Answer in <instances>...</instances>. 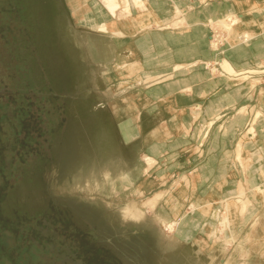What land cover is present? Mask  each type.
Returning <instances> with one entry per match:
<instances>
[{
	"label": "rangeland",
	"instance_id": "1",
	"mask_svg": "<svg viewBox=\"0 0 264 264\" xmlns=\"http://www.w3.org/2000/svg\"><path fill=\"white\" fill-rule=\"evenodd\" d=\"M173 1L153 0L155 6L160 7L165 16L171 14L169 10L174 7ZM93 3L94 0H0V264H190L191 262L197 264V256L203 249L205 251L204 255H201L202 263H206L209 262L207 253L215 248H217L218 261L235 259L238 262L248 250H251L255 252L253 257H256V264H264V202H261L264 193L259 191L256 192L257 204L253 201L246 214L238 213L233 219L229 218L227 233L230 234L231 239L234 237L236 240L226 241L225 245L228 249L226 252L222 253L223 250L220 249L225 242L220 239L227 237L223 233L226 228L220 225L221 217L225 212L227 214L226 201L241 197V191L238 192L239 187L244 194H248L247 196L254 193V189H250L248 183L245 187L241 182L243 178L246 180L250 177L247 174L230 176L234 180L225 189L218 184L221 176H212L215 177V184L209 185L207 189L203 185L196 193L194 190L196 183L202 182L198 179L199 176L191 179L189 175L184 174L173 176V171L178 167L187 168L191 165L188 164V153L185 158L176 159L169 156L162 161L163 168L172 171L164 175V192H153L151 179L148 185L144 182V188L142 183L136 184L134 188L136 191L121 187L115 191L108 184L98 189L92 181L84 182L82 187L73 183V179L83 170L89 176L98 170L93 167V162L102 163L100 171L103 167L113 168L116 164L128 170V167L133 166L135 162L134 157L126 156L124 151L119 150L117 156L109 152L107 144L102 143L101 139L97 141L96 135L91 131V124L98 123V119H93L92 115L96 113L80 112L82 108H89L87 104L91 105L89 99H92V74L87 61L92 62L95 72H100L97 63L94 62L97 57L98 60L109 58L110 45H114V42L111 43L107 37L95 34L99 32L97 29L100 28L99 26L92 31L83 24V18L89 16L90 6ZM175 6H177L175 14L184 17L180 6L176 4ZM51 13L55 17H51ZM43 14L46 24L40 22ZM228 17H225L226 20ZM211 24L212 38L208 43L213 57L219 61V66L216 62H209L207 68V65L197 62L202 65L199 69L206 68L214 77H223L232 81L233 85L256 86L259 82L256 68L249 69L246 73L236 71L241 75L238 78L227 74L221 68L220 63L223 59L231 64L224 56L235 48L232 47L234 40L229 35V31H225L226 28L221 21ZM155 27L158 28L156 25H152V28L150 26V31L146 32L137 28L132 29L134 40L140 43L139 47L135 46L136 42L132 44L137 51L133 55L130 50H125L126 48L120 45L122 40H115L118 54L113 56L111 65L120 66L122 57L119 51L122 50L128 53L127 63L142 65V70L132 77L125 75L121 70L116 73L119 79L116 80L113 89L119 92L121 87H128L125 94H120L110 102L120 112L129 110L127 103L129 97L140 92L142 87L183 81L191 71L178 72L179 64L173 65L174 60L178 58L176 49L180 48L184 53L188 51V47L183 45L172 47L163 42L160 47L154 49L149 46L152 40L141 41L143 36L148 35L154 40L155 35L158 34ZM46 34L50 35V50L45 49L44 46L47 44L45 39L49 37ZM75 34L85 47L86 56L82 55V47L75 43ZM215 34L220 36L218 42H222L219 47L213 43ZM58 39L65 45L62 46ZM253 39L254 37L250 41L252 42ZM250 41L244 46L239 43L238 45L249 47ZM127 42L130 43L129 40ZM155 42L159 45L158 41ZM62 47H65V50ZM143 50L145 52H142ZM147 57L149 61L154 62L146 63ZM182 66L185 68L188 64ZM170 68L172 72L166 75L157 76L158 78L155 77L156 79L147 82L145 80L146 83L141 82L142 71L153 73L167 71ZM175 72L177 73L173 75ZM107 90L105 87H97L95 92L99 95L103 93L109 95ZM110 96L112 97V94ZM212 125L213 123L207 125L208 129ZM204 130L201 127L199 129L201 145L209 135L208 132L203 136ZM254 131L250 128L249 134H254ZM244 140L249 143L247 138ZM243 141H240L239 145L244 149ZM142 156H145L144 161L148 160L145 161L146 165L143 164L144 169L148 166L150 170H154L162 166L161 164L158 166V162L152 157L149 158V155ZM245 156L243 165L237 159H230V166L241 168L242 172H246L252 166L263 165L264 161L261 163V159H256V151H246ZM203 160L201 158V161ZM213 160L210 162V167H219L220 159ZM137 161L135 165L140 163L139 159ZM195 179L198 181L195 182ZM236 186L238 189L235 193ZM141 188L142 193H140ZM206 192L212 194L216 192L214 196L216 199L205 200L203 196ZM159 194L162 198L160 196V200H156L159 202L155 203L157 204L154 205L155 207L153 206L155 211L148 210L149 213L145 215L143 223H137V220L125 211L131 206L130 204L135 203L140 207L142 201L155 199L154 196ZM242 200H246V197L244 199L242 197ZM203 201L223 202V206L214 205L212 209L210 215H213L214 222L210 223L209 216L205 221L198 215L201 221H197L201 222V226L193 230L194 237L206 239L208 246L205 247L203 241H196L195 243H199L200 246L193 244L192 248L188 246L182 253H166V248L163 250L158 234L163 221L177 220L170 212V205L179 203L181 206L179 218L185 217L183 223L190 224L196 218L194 209L204 210L201 203ZM238 206L241 204L239 203ZM252 215L253 219L250 218ZM255 222L260 223L256 232V242L252 241L250 244L247 237ZM144 223H155L158 228H150ZM208 225L213 227L210 241L202 233Z\"/></svg>",
	"mask_w": 264,
	"mask_h": 264
},
{
	"label": "crops",
	"instance_id": "2",
	"mask_svg": "<svg viewBox=\"0 0 264 264\" xmlns=\"http://www.w3.org/2000/svg\"><path fill=\"white\" fill-rule=\"evenodd\" d=\"M173 2L174 7L169 11L174 17L172 21L167 19L168 22H166L168 17L162 10L159 12L160 7L155 6L153 0L146 3L145 12H141L137 20L141 23L143 32L150 31V26L152 28V25H156L158 34L155 35L154 40L148 35L149 37L143 36L141 41L152 40L149 45L151 48L160 47L163 42L172 47L186 46L189 49L184 53L180 48L176 49L178 58L174 60L173 65L182 66L199 62L209 68V62L219 64L207 43L212 36L211 23L232 16L226 21L230 23L236 18L242 20L241 35L248 32L254 39L252 42L249 40L251 42L249 47H242L249 42L242 43L234 38V45L229 44L235 48L228 51V55L224 57L231 62V66L237 72L246 73L247 70L256 68L258 84L253 87L245 84L233 85L232 81L223 77H214L203 66L201 68L204 70H191L183 81L142 87L140 92L130 96L132 98L127 102L130 107L128 111L120 112L113 107V103L110 104L111 114L106 110L96 112L94 108L85 107L80 110L84 113L91 111L96 113L92 115L93 119H98V123L91 124V131L96 135L97 141L101 139L102 143L107 144L109 152L117 156L119 150L124 151L126 156H133L135 162L140 160L142 155L147 154L158 162V166L162 165L154 170H150L151 168L147 166L142 176L136 180V184L142 183L141 185L144 182L148 185L153 181L151 183L153 192H164V175L172 172L163 168L162 161L169 156L176 159L185 158L188 153V164L191 165L187 168L178 167L173 171V176L184 174L189 175L190 179L199 176L201 183L197 182V179L194 180L197 182L194 188L196 193L203 185L207 189L209 185L215 183V177L212 176H221L218 184L223 189L229 187V183L234 180L230 176L242 174L250 176L246 180L242 179L243 185L248 183L250 189L261 187L264 185V0H174ZM175 4L182 7L186 22L175 14L177 7ZM177 17L180 18L174 19ZM175 20H178L179 25L167 29L166 25L174 24ZM125 37L131 44L136 42L131 33H127ZM155 41H158L159 45ZM238 43L242 46L239 47ZM135 46H140L139 41ZM181 56L185 57L181 58ZM244 111L247 113L243 114ZM258 114L260 118H257ZM211 123L213 125L209 129V135L201 145L199 129ZM250 128L255 129L254 134H249ZM245 138L249 143L244 140ZM240 141H243L245 147L244 157L246 151H256V159H261L263 165L252 166L246 172H242L241 168L230 166V159H237V147ZM155 147L159 149L157 152L152 151ZM201 158L204 160L201 161ZM213 159L215 161L220 159L219 167H210ZM135 162L127 170L133 180L137 175L134 172L137 166L134 165ZM261 202H264V198Z\"/></svg>",
	"mask_w": 264,
	"mask_h": 264
},
{
	"label": "bare ground",
	"instance_id": "3",
	"mask_svg": "<svg viewBox=\"0 0 264 264\" xmlns=\"http://www.w3.org/2000/svg\"><path fill=\"white\" fill-rule=\"evenodd\" d=\"M147 1L148 0H94V3L92 4V6H90L91 13H89V16L83 18L84 19L82 21L83 24H85L90 30H92L93 28L96 29L97 26L100 27V28H97V29H99V32L98 31H97V33L95 32L96 35H101L102 37H107L109 40H111V43L114 42V45L110 43L112 45V47L110 45V52H109L110 56H109V58H111V57L112 58L111 59L106 58V60H98V57H97V60L94 62V63H97L96 65H98V67L100 69L99 70L100 72H98V71L95 72V70L92 68V62L89 61V60L87 61L88 64H89V67H91V74H92L91 88H93V90H92V99L91 100L89 99L91 105L87 104V107H89L90 109L94 108L96 110V112H101L103 110L102 108L104 107L105 108L104 110H106V112L108 114H111V112H112L110 110V104H111L110 102H111V100H114L120 94H123V93L125 94L126 93L128 87L127 88L121 87L119 89L120 91L118 90L119 92H116L113 89L114 86H115L116 80L119 79L118 75H116V73H118V70H121L122 72H125L124 74L128 75L130 77L135 76L136 72L142 70V68H141L142 65H136L137 63L135 65L127 63L128 62L127 61L128 53L127 54L124 53L125 50H130L132 55L134 53H136L137 51L134 49V47H133V45L131 43L127 42L128 39H124L123 40V38L126 36L127 33L133 34L132 33V29L133 28H137V29H140V31H142V29H143L142 25H141L140 22H138L137 19L139 18V14L141 12H145V9L147 8V4H146ZM180 8L182 9V7H180ZM166 9H168V8H166ZM160 10H161V8L159 9V11ZM209 14H207V15H209ZM51 17H55L54 14L51 13ZM166 17H168V18H166ZM166 17H165L166 18V22H168V20L173 19L171 14L167 15ZM61 18H62V16H61ZM230 18H232V17H230ZM59 20H61V19H59ZM182 20H183V22H186V16L185 15H184V17H182ZM219 21H221L222 25L226 28L225 31H227V32L229 31L228 32L229 35L232 36L233 39L235 38V40H239L242 43H247L253 37L248 32L243 33L241 35L240 29H241V26H242L241 24H243L242 20H239V19L236 18V19H233L230 23H228L226 21V18H223V19H220ZM40 22H41V24H43V22H44V24L47 23L45 21L44 14L40 18ZM47 25H49V24H47ZM178 25H179L178 20L177 21L175 20L174 24H168V25H166V28L168 27L167 29H170L171 27H177ZM68 30H69V28H68ZM62 32H65V31L62 30ZM66 33H67V31H66ZM46 35H49V34H46ZM238 36H240V37L238 38ZM49 38H50V35H49V37L47 39H45V43H47V44L44 45L46 47L45 49H48V50H50V41H49L50 39ZM117 39L122 40L120 45H122V46H124L126 48L125 50L119 51L120 54H121V57H122L120 66H114V65L110 64V61L113 59V56L115 54H118V51H117L118 47H117V44L115 42V40H117ZM74 40H75V43L78 46L82 47V49H81L82 55H85L87 51L85 50V47H83V44L79 41V37H77V35H76ZM58 41H60L62 46L65 45V43L63 41H61L60 39H58ZM207 43H208V41H207ZM213 43L217 47H219V43H215V42H213ZM94 48L96 49L95 46H94ZM62 49L65 50V47H62ZM43 51H45V50L43 49ZM76 59H77V57H76ZM85 59L87 60V58H85ZM86 60H84V61H86ZM146 60H147L146 63H153V60L149 61V57H147ZM77 61H78V59H77ZM82 62H83V60H82ZM220 66L227 74H230V75H232L235 78L239 77V74L233 69L231 64L226 59L222 60V62L220 63ZM199 67H200L199 63H192V64H189L185 68H184V66H180V69L178 70V72L183 71V70L199 69ZM94 68H95V65H94ZM142 72H143V75H141V79L143 81H141V79L139 81H141L143 83H146L147 80L151 81V79H153L155 77L158 78L160 75H166V74L172 72V70L170 68L167 71L165 70V71H158V72H153V73H150V72L149 73H145V71H142ZM176 73L177 72H175L173 75H175ZM122 76H124V75H122ZM145 80H146V82H144ZM137 84H139V83H137ZM97 87L98 88L105 87L106 89H108L107 90L108 94L109 93L112 94V97L110 96V94L109 95L104 94V93L100 94V95L97 94V92H95ZM90 95H91V93H90ZM85 96H87V95H85ZM129 98H131V97H129ZM76 103H78V102H76ZM80 112L84 113V111H82V110H80ZM257 117L259 118L260 114H258ZM112 128H114V127L112 126ZM201 129H205L204 132H203V136H206V134L209 132L208 127L207 126H203V127H201ZM253 130H255V129L252 128V131ZM115 133H117V132H115ZM158 150H159L158 147H155V148L152 149V151H155V152H157ZM151 154H152V152H151ZM144 157L143 156L140 157V160H139L140 163L136 166V168H134V172L137 174V175H135V180H133L131 178L132 176L129 174V171H127L126 169L121 168L119 164L115 163L116 166H114L113 168L112 167L107 168L108 166L103 167L102 171H100L99 170V169H101V165L100 164H102V163L93 162V167L98 169V170L95 171V172H92L93 174H90V176L87 173H85V170H83L82 173H80L78 176H76L73 179V183L76 186L78 185V186L82 187L81 185L84 182L92 181L93 185L97 186L98 189H102L104 184H108V185L112 186L113 190H115V191L119 187L124 188V189H131V188L134 189L136 187V180L144 172L143 164L146 165L145 161H148V160L144 161ZM150 157H151V155H149V158ZM237 161L241 165H243L244 161H245L244 152H243V146L242 145H239L238 149H237ZM152 163H153V160H152ZM152 163H150V164H152ZM254 171H256V170H254ZM246 186L247 185H245V187ZM237 189H238V187L236 186L235 193H236ZM253 189H254V193L251 194L250 196H247L248 194L247 193L244 194L242 192V189L239 187L238 192L241 191V197L239 198L240 200L239 199H231V200H236V202H229L231 200L226 201V202H228V203L225 204V209L227 211V214H226L225 211H223V212H225L224 213L225 215L221 217L222 219H220L221 220L220 221V225H222V226H224L226 228L223 231V233L227 236L226 238L220 239V240H224L225 241L223 247L220 248V249L223 250L222 253L226 252L228 250L227 249V245H225V243H226V241L231 239L230 234L227 233L228 232L227 231V227L230 224V219L229 218L233 219L234 217L237 216L238 213H240L242 215L246 214L247 213L246 211H247L249 205L252 204L253 201L256 203V199L258 200V196H257L256 192L259 191L261 193H264V187H254ZM216 192L213 193V194L206 192L205 196H203V197L205 198V200L208 199L210 201H214V198H215L214 196H216ZM129 193H131V192H129ZM140 193H142V192L140 191ZM140 195H142V194H140ZM160 196L162 198V195L159 194L157 196L156 195L154 196L155 199L152 198V199H148L149 201L148 200L145 201V202L142 201V205L140 207H137L135 205V203L134 204H130L131 206H129L125 211H128L129 215L133 216L137 220V223L138 222L139 223L140 222L143 223V221L145 220V215H147V212L149 213L148 210L155 211L154 210V207H155L154 205H157L155 203L157 202L156 200H160ZM242 197H243V199H244V197H246V200L243 201ZM201 203L203 204L204 210L201 211V210H199V208L197 209L195 207L196 209H194V210H195L196 218L193 219L190 222V224H184L183 223L182 220H184L185 217L182 218V219L179 218L178 214H179V212L181 210V206H180L179 203H176L175 205H170V212L173 214L174 218L177 219V220H172L170 222L163 221V225H162V227H160L159 234H158V236L161 238V246L163 247V250H164V248H166V250H165L166 253H168V254H175L177 252L178 253H180V252L182 253L184 250H186L188 248V246H191V248H192L193 244H195L196 246H200L199 243L198 244L195 243L196 241H198V242L199 241L200 242L203 241V243H204L203 245L205 247L208 246L209 243L206 241V239H204L202 237H200V239H195L193 230L196 229V228H200V226H201L200 223L201 222H198L197 220L201 221V218L203 220H205L209 216L210 223L214 222L213 221V218H214L213 215H210L211 212H212V209H213L214 205L216 206V205H220L221 204L223 206V204H222L223 202H204L203 201ZM239 203L241 204V206H238ZM150 207H153V208H150ZM192 208H194V206H192ZM156 212H158V211H156ZM198 215H199V217H201V216L202 217L199 219ZM250 218L253 219L254 216L252 215V216H250ZM258 222L257 223L255 222V224L252 226V231L247 237L248 242H250V244H251L252 241L256 242V232H257V229H258L259 224H260ZM144 224L147 225L150 228H153V227L158 228L155 223H153V224L152 223H144ZM211 230H213V227H211V225L206 226L205 230H202L203 231L202 232L203 236L205 235L206 238L209 241L211 239V234L213 233V232H211ZM231 240L234 241L236 239L234 237H232ZM229 242H231V241H229ZM243 243L245 244V242H243ZM167 248H169V249L167 250ZM204 251H205V249H203L202 252L200 253V255L197 256V261H196L197 264H256V257H253V255H255V253H252L251 250H248L247 253L245 252L246 254L244 255V257L241 260L239 259L238 262L235 261V259L218 261L217 248H215V250L214 249L210 250V252L207 253V255H206V257H208L209 262L202 263L203 257L201 255L202 254L204 255ZM190 264H196V263H192L191 262Z\"/></svg>",
	"mask_w": 264,
	"mask_h": 264
},
{
	"label": "built area",
	"instance_id": "4",
	"mask_svg": "<svg viewBox=\"0 0 264 264\" xmlns=\"http://www.w3.org/2000/svg\"><path fill=\"white\" fill-rule=\"evenodd\" d=\"M214 36H216V37L214 38V42L216 43V42H218V39H219L220 36H218L217 34H215ZM214 36H213V37H214ZM218 43L220 44L221 42H218Z\"/></svg>",
	"mask_w": 264,
	"mask_h": 264
}]
</instances>
